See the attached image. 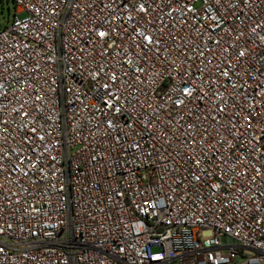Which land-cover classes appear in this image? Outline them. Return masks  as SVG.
<instances>
[{
  "label": "built area",
  "instance_id": "obj_1",
  "mask_svg": "<svg viewBox=\"0 0 264 264\" xmlns=\"http://www.w3.org/2000/svg\"><path fill=\"white\" fill-rule=\"evenodd\" d=\"M14 2L0 264H264V0Z\"/></svg>",
  "mask_w": 264,
  "mask_h": 264
},
{
  "label": "rangeland",
  "instance_id": "obj_2",
  "mask_svg": "<svg viewBox=\"0 0 264 264\" xmlns=\"http://www.w3.org/2000/svg\"><path fill=\"white\" fill-rule=\"evenodd\" d=\"M15 9L14 0H0V28H4L9 24L15 13Z\"/></svg>",
  "mask_w": 264,
  "mask_h": 264
}]
</instances>
